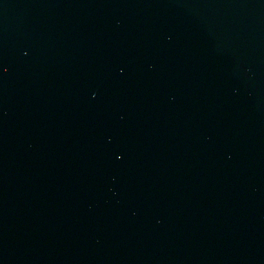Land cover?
Masks as SVG:
<instances>
[{"label":"water","instance_id":"95a60500","mask_svg":"<svg viewBox=\"0 0 264 264\" xmlns=\"http://www.w3.org/2000/svg\"><path fill=\"white\" fill-rule=\"evenodd\" d=\"M0 264H264V0H0Z\"/></svg>","mask_w":264,"mask_h":264}]
</instances>
